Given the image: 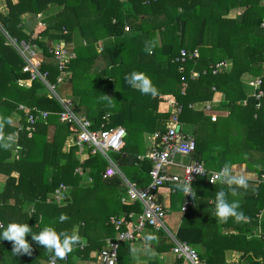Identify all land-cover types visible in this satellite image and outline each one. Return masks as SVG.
I'll return each instance as SVG.
<instances>
[{"label":"trees","instance_id":"trees-1","mask_svg":"<svg viewBox=\"0 0 264 264\" xmlns=\"http://www.w3.org/2000/svg\"><path fill=\"white\" fill-rule=\"evenodd\" d=\"M4 2L6 11L0 10L2 27L18 41L30 40L44 49L41 72L51 85L56 83L59 71L47 51V43L61 38L67 43L72 38L79 39L74 48L75 57L66 69L65 81L72 85L71 97L79 95L72 83L74 79L89 81L77 73L81 63L85 61L93 66L95 60L102 59L105 66L92 70L94 77L89 81L87 93L93 102H98L110 97L111 88L115 87L117 106L108 126H121L126 135L132 136L125 137L126 156L119 157L118 164L131 181L146 185L151 162L146 159L139 162L140 148L130 150L129 145L136 147L138 140L134 136L144 131L163 130L171 115L168 99L182 104L180 123L195 125V132L193 129L190 132L195 138L198 162L204 160L207 165L228 168L245 162L248 150L264 152V0ZM52 4L60 5L61 10L26 31L21 16L24 13L39 16ZM126 25L129 32L124 29ZM99 39H104L100 47ZM181 49L198 54L183 63L187 81L184 94L180 89L183 76L179 72L180 63L175 61ZM221 61L228 66L213 73L214 65ZM22 66V58L0 34V177L5 180L0 191L3 223L0 230L13 222L29 224L36 234L45 227L69 235L76 230L81 239H86L85 244L74 246L63 259L56 257L57 264H70L72 253L82 259L89 258L91 252L98 254L108 248V240H116L118 231L110 223L111 216L141 210L139 204L121 203L120 197L125 191L123 179L118 175L103 178L106 162H101L99 155L84 151L78 156L75 145L67 154L61 152L66 137L71 135L68 125L59 119L61 106L46 84L32 79L22 71ZM191 71L198 72V76L190 78ZM133 72L146 76L156 94H144L129 85L126 77ZM102 73L110 78L100 79ZM243 74L261 77V97L247 94L241 79ZM62 86L55 85L56 90L61 92ZM215 92L223 93L219 108L229 112L226 118L219 119L220 125L219 121H211L190 107L195 102L212 100ZM78 98L74 113L84 101L82 96ZM243 99L246 104L241 105L239 102ZM19 104L49 112L44 121L34 123L30 136L24 113L17 109ZM110 105L108 102L107 106ZM97 110L92 116L80 115L92 119L97 127L101 116L107 113L100 107ZM14 116L20 117L18 124L22 129L18 130ZM238 127L244 133H235L234 128ZM205 128L208 130L203 132ZM8 139H14L15 143L9 144ZM60 157H67L65 164L59 163ZM135 163H139L140 170L130 175L129 169ZM77 167L88 169L87 172L82 169L80 174ZM84 175L92 179V186L82 184ZM200 180L195 181L194 188L199 198L183 213L177 238L190 244L206 264H264V183L258 187L236 183L232 185L236 189L233 194L221 181L209 184ZM61 183L66 189L63 201L58 203L50 195ZM221 190L229 203H237L236 211L243 214L242 219L230 216L227 221L218 220L215 198ZM62 214L67 217L64 222L59 220ZM26 239L31 244L30 254H16L12 251V241H0V264H42L54 256L43 245L32 241L31 235ZM134 240L118 243L116 264L129 263V243ZM198 245L204 248L201 252L195 247ZM182 263L176 259L174 264Z\"/></svg>","mask_w":264,"mask_h":264},{"label":"built area","instance_id":"built-area-1","mask_svg":"<svg viewBox=\"0 0 264 264\" xmlns=\"http://www.w3.org/2000/svg\"><path fill=\"white\" fill-rule=\"evenodd\" d=\"M124 29L125 31L129 30L127 25ZM0 34L5 37L7 43L14 47L22 58V71L28 73L32 79H39L46 84L49 91L57 99L61 106V110L58 112L59 119L68 125L74 138V145L78 148L80 154L88 151L90 155H101L107 159V166L102 172L103 178L120 174L119 169L109 159L108 155L111 153H119L123 149L125 145V129L121 126H108L111 117V114L108 112L101 116L98 126L95 127V122L92 119L74 113V102L71 97V90L62 89L61 92L56 90L55 85L66 84L67 64L75 57L74 49L69 47L71 45L62 38L47 43V51L56 61L59 71L56 83L51 85L46 80V74L41 72V65L45 59L44 49L30 40L18 41L16 38L11 37L2 27L1 23ZM196 56H198L197 52H188L185 49H181L175 59V61L180 63L179 72L183 75L181 76L180 83L181 94L185 93L187 86L183 63L187 59ZM227 66L228 64L222 61L218 62L214 65L213 73ZM196 76H198V72L191 71L190 78H195ZM243 83L253 89L250 96L259 98L263 95L260 77L245 75ZM245 100L243 103L246 102ZM167 103L171 108L170 118L165 122L163 130H157L153 133V144L148 154L140 157V160L147 158L151 162V168L148 172L150 181L144 187H138L133 183L126 182L127 188L121 197L123 204L139 203L141 205V211L110 217V223L118 231V235L115 241L108 240V248L102 249L97 254L102 264L117 263V247L120 241L136 239L146 227H152L155 230H164L166 228L167 212L155 198V194L161 186L169 181L190 186L189 194L183 192L182 210L185 211L190 204L189 199L193 195L192 184L200 178L209 184H214L220 180L221 174L226 169V167H221L218 170L209 169L203 162H198L194 159L187 163L180 162L177 159L178 156L194 155L196 142L192 133H183L182 131V126L179 121V116L183 108L182 104L174 99H168ZM17 109L24 113L23 116L27 124L26 130L29 136L34 130V123L44 121L49 114L48 111L35 109V107H27L23 104H19ZM16 119L15 125L18 126V130L22 129V126L18 124L20 117ZM211 119L214 120L215 117L211 116ZM178 125H180L179 130L176 128ZM172 167H181L182 173L179 174L171 171ZM82 171L80 168L77 169V172L80 174L83 173ZM256 180L258 184L264 183V169L258 174ZM65 189V185L61 183L50 196L56 202L61 203L64 199ZM261 216L262 213H258L259 219ZM2 227L3 223L0 220V228ZM124 227L126 229H123ZM171 253L183 263L206 264L204 260L200 259L197 251L186 241L174 240L172 242ZM42 264H57V259L54 256H50Z\"/></svg>","mask_w":264,"mask_h":264},{"label":"crops","instance_id":"crops-1","mask_svg":"<svg viewBox=\"0 0 264 264\" xmlns=\"http://www.w3.org/2000/svg\"><path fill=\"white\" fill-rule=\"evenodd\" d=\"M12 1L15 2L17 0H12ZM61 8L62 7L60 5L52 4L51 6L48 7V9H46L44 12H42L41 15L36 16V17H32L29 13H24L21 16V19H22V23L24 24L25 30L26 31L31 30L32 28H34L36 23L42 21L47 16L60 11ZM0 10L3 12L6 11V6H5L4 0H0ZM72 41H75V39L72 38ZM97 43H98L99 47L102 46V44L104 43V39H99ZM76 44H77V42L75 41V45ZM245 75H250V74H243V76L241 78L242 82H243V78L245 77ZM254 77H259V76H254ZM245 89H246L248 95H250L251 92L253 91V89L251 87H248L246 85H245ZM223 98H224L223 93L215 92L212 100L195 102V103L191 104L190 107H191V109L196 110V111H200L204 115L210 117L211 121H219V119L221 117L226 118L228 113H229L228 110L219 108V104ZM244 100L245 99L241 100L239 103H241V105L246 104V102L243 103ZM78 115H80V114H78ZM211 116L215 117V119L212 120ZM12 119H16L15 116ZM220 124L221 123L219 121L218 125H220ZM181 126H182V124H181ZM190 126L195 132V125L191 124ZM218 130H221V128H219ZM235 131L236 130L234 129V132ZM190 133H192V132H190ZM135 134H137V132H135L134 135ZM125 137L129 138L132 136L128 135V133H127V135ZM134 138H136V140L139 141L138 145L136 147H134V145H132V146L129 145L130 146L129 148H130V150H133V148L134 149L140 148L141 152H139L137 157H138L139 162H141L144 159L140 160V157L146 156L151 149V146L153 144V132L144 131V132H142V135L134 136ZM14 141H15L14 139H8L7 140V142L9 144L15 143ZM141 144H142L141 147L144 146V148H143L144 150L141 149V147H140ZM73 146H74V138H73L72 133H71L70 136L66 137V140L62 146L61 152L63 154H67L69 152L70 148ZM76 153L78 156L81 155L78 148H77ZM111 154L115 155V162L114 161L113 162L115 163V165L117 166V168L120 171V174H118V176H120L123 179V182L125 184V190L127 188L126 182L133 183V184L137 185L138 187H144L149 183L150 178H149L148 183L144 186L137 184L135 181H131L129 179L130 176L123 173V171L119 168V165H118L119 164V157L126 156V152L123 149L119 153H111ZM195 155H197V153H194V155H192V156H178L177 159L183 163L189 162L192 159L199 161L198 157H196ZM103 158L106 160V164L104 166V169H105L108 161L105 157H103ZM145 159L149 160L147 158H145ZM263 159H264V152L257 151V150H248V152L246 153V156H245V162L235 163V164L229 166L228 168L227 167L226 168L229 171V174L234 179H238V180L243 179L244 185L258 187L259 184L257 183L256 179L258 177L259 171L261 169H264ZM66 160H67V157H60L59 163L61 165H63L66 163ZM80 162H82V160H80ZM201 162H203L204 165H206V167L209 169H217L218 170L221 168V167L217 168V167H213L211 165H207L204 162V160H202ZM79 168L85 169L86 172H87L86 169H88V168L77 167L76 171ZM138 170H140V165H139V163H137V164L135 163V166H133V168L129 169V173H130V175H132L135 171H138ZM171 171L180 174V173H182V168L181 167H172ZM148 177H149V175H148ZM82 179H83L82 184L84 186H92L93 181H92V179H90V177H87L86 175H84V177ZM202 180H200V181L203 183L204 180L203 181ZM4 181L5 180L2 177H0V191L4 187V184H5ZM219 181H221V179ZM219 181H217V182H219ZM234 184H236V183H233V185ZM178 185H183V184L179 183V182L169 181L165 185L161 186L158 189V191L156 192V194H155L156 200L158 201V203H160L163 206V208L167 212L166 228L164 230H155L153 228H147L138 237H136V239L134 241L130 242L129 243L130 261L128 264H150V263H153V264H174L176 262V258L171 253V247H172V242L174 240H179L177 238V230L182 223L183 213L186 211V210L185 211L182 210L184 194H183L182 190L178 189V187H177ZM195 185H197V183L194 182L192 184L193 195L189 199L190 204L187 206V208L189 206L193 205L195 203V200H197L199 198L196 195V190L194 189ZM124 193H125V191L122 193V195ZM122 195H121V197H122ZM233 198H238V196H233ZM210 201H213V200L211 199ZM136 204H139V203L136 202V203H129V204H125V205L135 206ZM139 207L141 210L140 204H139ZM131 212H135V211H131ZM218 220H220V218H218ZM200 221H201V219L198 222H200ZM233 232L235 233V231H233ZM257 232L258 231L255 229L254 234L257 235ZM73 233H76V230H74ZM149 236H151L152 239H147V237H149ZM85 242H86V239L82 238L81 239V245H84ZM70 259H71L70 264H102L101 260L97 256V252H91L90 257L85 258V259H82V258L78 257L76 254L72 253L70 256ZM182 264H187V263H182Z\"/></svg>","mask_w":264,"mask_h":264},{"label":"clouds","instance_id":"clouds-1","mask_svg":"<svg viewBox=\"0 0 264 264\" xmlns=\"http://www.w3.org/2000/svg\"><path fill=\"white\" fill-rule=\"evenodd\" d=\"M127 82L132 87L138 88L142 93L153 95L156 94L155 87L151 84V81L144 76L133 72L130 76L126 77ZM7 147L8 145H4ZM221 182L226 184L232 191L233 194L236 193V189L232 188L233 183H238L244 185V180H235L230 174L227 168L223 171L220 176ZM178 189L182 190L185 194L190 193V186L178 185ZM237 203H229L226 199V193L221 190L216 194L215 198V214L218 218L223 221L231 217H235L236 220L243 218L242 213L236 211ZM67 219L65 215H61L59 220L64 222ZM28 235H31L32 241L37 242L40 245H43L46 249L54 254L55 257L63 259L66 254L73 251L74 246H77L81 243V237L77 233H72L71 235L60 232L57 233L52 227H45L38 234L33 233L29 224L22 223H9L7 227L0 230V241L9 240L13 242L12 251L16 254L31 253V244L26 239ZM147 239H152L151 236Z\"/></svg>","mask_w":264,"mask_h":264},{"label":"rangeland","instance_id":"rangeland-1","mask_svg":"<svg viewBox=\"0 0 264 264\" xmlns=\"http://www.w3.org/2000/svg\"><path fill=\"white\" fill-rule=\"evenodd\" d=\"M41 22V21H40ZM129 32V31H127ZM77 43H79V39L76 41ZM68 44H70L71 46H69L70 48L74 49L75 48V41H70L68 42ZM96 62L93 63V66H91L90 64L88 65L87 62H83L81 63L78 71L77 72L78 74H82V77L84 78H87L89 81L90 79H93L94 77V73H91L92 70H96V69H102L105 64L104 62L102 61L101 58L95 60ZM100 79H104V80H107L108 78H110V76H104L105 74H100ZM86 80V79H85ZM83 79H74V82L72 83H75L76 85V90L78 91L79 95H75L73 98V102L75 103V107H77V103L79 102V96H82L84 101H83V104L80 105V107L78 109H76V114H87L89 116H92V114L96 113L98 110V107L102 108V109H106L105 112H110L111 114H115V107L117 106V103L115 102V87L111 88V91H112V95L109 97H103V99L99 100L98 102H93L91 99H90V94L87 93L89 92V81H85ZM71 83H68V84H63L62 86V89H66V90H70L71 89ZM72 90V89H71ZM72 92V91H71ZM82 94V95H81ZM106 95V94H105ZM78 96V97H77ZM107 96V95H106ZM108 102H111V105L110 106H107V103ZM88 110V111H87ZM182 124V131L183 133H190L191 131V126L187 123V122H184L182 121L181 122ZM207 127V125H205ZM236 131L235 132H241V133H244V129L241 128V127H238V128H234ZM206 129L203 131L205 132ZM139 142V141H138ZM142 146V144L140 145V147ZM143 147H141V149H143ZM144 150V149H143ZM142 150V151H143ZM109 159H111L112 161L115 162V155L114 154H109ZM98 159L101 160V162H106V160L101 156L99 155L98 156ZM187 163V162H185ZM233 232V231H232ZM234 233V232H233ZM257 235L254 234V237H256ZM196 249L201 252L204 248H202V246H195ZM43 262V261H42Z\"/></svg>","mask_w":264,"mask_h":264},{"label":"water","instance_id":"water-1","mask_svg":"<svg viewBox=\"0 0 264 264\" xmlns=\"http://www.w3.org/2000/svg\"><path fill=\"white\" fill-rule=\"evenodd\" d=\"M176 128H177V130H179L180 129V125H178Z\"/></svg>","mask_w":264,"mask_h":264}]
</instances>
